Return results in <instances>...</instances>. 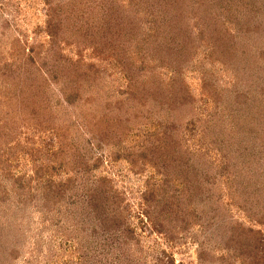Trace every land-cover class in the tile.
Masks as SVG:
<instances>
[{
  "label": "trees",
  "instance_id": "1",
  "mask_svg": "<svg viewBox=\"0 0 264 264\" xmlns=\"http://www.w3.org/2000/svg\"><path fill=\"white\" fill-rule=\"evenodd\" d=\"M69 1L71 10L62 13L48 4L45 32L49 50L64 39L61 37L65 18L70 20L69 36L74 37L73 43L92 48L95 57L103 61L111 60L124 74L127 87L121 94L125 96L123 101L127 104L125 116L122 118L111 112L106 120L107 127L121 128L122 122L129 126L138 122L130 129L140 137L136 143L137 150L140 149L143 154L139 171L150 166L161 179L159 185L147 181V187L141 195L137 216L140 217L142 230L149 235L157 234L173 245L192 240L197 245L198 264H205L206 261L209 264L218 261L220 264H264L262 231L253 226L246 227L236 219L222 221L226 224L223 231L220 229L221 242L212 247L210 237L218 233V229H211V226L215 224L214 221L218 222V208L215 207V212L210 208L205 210L203 200L207 197L201 191L207 186H213L217 182L216 177L224 175V168L229 164V152L226 151L228 141L219 142L220 155L225 160L220 163L221 171L218 174L214 165L205 160L204 148L201 151L191 150L185 145L180 127L185 121L203 120L196 109L197 99L189 92L184 79L187 71H200L201 91L212 98L215 105L214 112L207 115L201 126L197 125L202 137L211 132L228 134L225 120L215 116L217 108L225 102H228L225 108L230 107L231 103V107L239 111L244 108L237 105L245 103L240 95L234 96L236 92L231 93L235 90L236 82L245 80L249 84H259L264 80V65L259 64L264 59V50L261 49V44H264V0H127L126 3L122 0ZM77 6L79 8L76 11ZM73 10L79 13L78 17L76 13L67 16ZM255 49H260L258 54L254 53ZM27 56V66L23 72L21 67L12 70V65L4 71L5 75L13 79L17 89L27 93L22 95L21 104L38 101L36 94H30L34 91V83L28 82L27 75L34 68L40 74L43 87L50 80L58 79L54 76L58 73V62H55L56 66L44 70L43 64H39L32 54ZM207 63H219L229 69L236 80L234 87L221 88L216 75L202 68ZM63 66L62 79L65 80V86L61 90L64 103L67 106H80L83 98L88 107H78L82 113L79 122L82 119L97 120L99 107L97 111L92 105L101 99L93 83H98L101 78L100 70L96 69L100 65L82 64L78 58L68 59ZM13 72L14 78L11 76ZM161 74H167L168 77L163 78ZM91 78L93 81H89ZM35 88L39 91L41 86ZM41 93L42 90L38 92L39 95ZM230 95L235 99L230 100ZM106 102L110 107L111 101L106 99ZM124 102L117 101L115 108L121 109ZM227 115L229 124L240 119L233 111ZM56 119L51 117L47 123L49 130H54L53 134L63 138L56 154L60 155L61 164L70 156L73 165L64 181H55L47 176L39 182L45 206L40 205L38 208L48 207L47 211L57 209V212L65 208V212L75 214V202L80 201L75 196L77 186L81 178L90 174L91 169L89 160L74 149L71 140L67 141L66 136L61 134L62 128L53 124ZM148 122L155 125L149 127ZM194 127L193 124L192 133ZM231 137L232 133L225 138ZM200 142V147H206L203 140ZM246 146L249 148V145ZM247 151L243 145L240 146V155H249L256 166L264 163V154L261 152H264L263 148ZM249 156L241 158L247 160ZM232 186H229L231 192ZM246 189L247 185L243 183L240 192ZM248 192L244 193L248 198L252 197ZM199 193L204 198L199 197ZM120 195L105 179L98 181L90 190L86 199V225L81 223L82 227L77 228V239L80 240L79 244H74L77 252L81 253L83 259L91 253L90 258L95 264H172V258L160 247L153 251L150 259L141 256L140 252H144L143 238L132 225L128 206L123 204ZM245 212L248 217L260 221L258 214L253 215L250 208H245ZM1 240L5 239H0L2 243ZM216 250L221 251L222 256L215 257L213 253Z\"/></svg>",
  "mask_w": 264,
  "mask_h": 264
},
{
  "label": "rangeland",
  "instance_id": "2",
  "mask_svg": "<svg viewBox=\"0 0 264 264\" xmlns=\"http://www.w3.org/2000/svg\"><path fill=\"white\" fill-rule=\"evenodd\" d=\"M122 1L127 2V0ZM70 3L69 0H0V239H5L1 240L2 243L0 242V264H95L90 258L91 253L85 255L83 259L74 244L80 242L77 239L79 236L77 228L82 227L81 223L86 225L88 193L98 184V181L104 179L109 181L117 193L121 194L123 204L128 206L130 221L143 238L144 252H140L141 256L145 255L150 259L153 251L160 247L165 249L167 255L172 258V264H198L197 245L192 240L187 239L186 242L173 245L157 234L149 235L142 230L140 217L137 216L141 195L147 187V181L159 185L161 179L155 169L150 166L139 171L143 154L140 149L137 150L136 143L140 141V137L134 133L133 129H130L138 122L134 125L131 123L130 126L122 122L121 128L107 127L106 120L113 112L122 118L125 116L127 104L123 101L125 96L121 94V91L127 87L124 74L110 62L111 60L103 61L95 57L92 48L73 43L74 37L69 36L70 20L65 18H63L64 27L61 37L64 39L49 50L48 36L45 32L48 4L62 13L64 10L65 12L67 9L71 10ZM78 8L79 6L76 11ZM74 10L67 16L76 13L78 17L79 13ZM192 21L193 19L190 23ZM261 49L264 50V44H261ZM255 51L254 53L258 54L260 49ZM29 53L39 64H43V69L51 68L52 65L56 66L55 62H58L59 65L56 67L58 73L54 74L58 79L50 80L43 87L40 74L34 68L32 73L27 75H29L28 82L34 83V91L30 94H36L38 101L21 104L22 95L27 93L25 90L23 92L17 89L13 79L5 75L4 71L12 65V70L21 67L23 72L27 66L26 58ZM78 58L81 59L82 64L100 65L96 69L100 70L101 78L98 83H93L98 92L97 96L101 99L92 105L97 111L99 107L98 119L95 121L82 119L79 122L82 114L80 108L88 107L83 98L80 100V106L79 104L67 106L64 103L61 90L65 86V80L62 79L64 77L62 68L65 67L63 64L68 59L77 60ZM259 64L264 65L263 58ZM202 68L209 69L216 75L221 88L227 89L231 85L232 88L234 87L235 77L233 78V74L225 66L219 63L213 65L207 63V66L203 65ZM13 74L15 73L13 72L11 76L14 78ZM161 76L168 77L167 74H161ZM200 78V71H187L184 74L189 92L197 99V112H200V117L203 119H196L194 122L185 121L180 125L184 129V133L181 129L184 143L191 150L201 151V148H204L205 160L214 165V170L218 174L221 171L220 163L225 160L220 155L222 152L218 148L219 142L226 140L230 146L226 149L229 152L227 158L229 164L224 168V175L216 177L217 182L213 186H207L204 191H201V194L207 197L203 200V208L205 207L207 211L210 208L214 212L215 207L218 208V222L214 221L215 224L211 226V229H218V233L214 231L215 234L210 237L212 247H216L221 242L220 229L223 231L226 224L222 221L228 219H236L246 227L253 226L262 231L264 236V163L256 166L249 155L239 154L241 145L246 151L264 149V80H261L259 84H249L245 80L236 82L235 90L231 93L236 92L234 96L240 95L245 103L237 105L244 108L239 111L231 107L233 103L225 108L228 105V102H225L217 108L215 116L225 120L228 134L224 132L219 135L211 132L202 137L197 125L201 126L207 115L214 112L215 105L213 99L201 91ZM56 80L59 81L55 82ZM91 80L92 78L89 79ZM35 86H41V95L38 94L40 90L37 91ZM202 96H206L204 98L206 101L201 99ZM234 96L230 95V100H234ZM86 98H88L87 95ZM106 99L111 101L110 107L107 106ZM117 101H122L126 105L123 103L121 109H116ZM229 111H233L240 119L229 124L230 119L227 115ZM51 117L57 118L53 124L62 128L61 134L66 136L67 141H72L74 149L89 160L90 174L86 176L87 179L81 178V183L77 186L78 191L75 196L79 197L80 201L75 202V214L65 212V208H60L59 212L57 209L47 211L48 207L38 208L40 205L45 206L42 203L43 193H41L39 182L47 176H51L55 181H64L73 165V158L70 156L65 159L67 163L63 162L62 165L60 155L56 154L63 138L53 134V129L49 130L47 123ZM156 120L157 118L155 122ZM216 120L219 121V118ZM152 124L155 125L148 122L149 127ZM193 124L196 127L192 133ZM236 131L239 133L236 134ZM231 133L232 139H227ZM244 134L251 136L247 137ZM201 140L205 142L203 145L206 147H200ZM215 140L218 141L215 142ZM246 145H249V148ZM261 152L264 154L263 151ZM244 156L249 158L245 157L248 159L244 160L241 158ZM227 178L229 179L226 180ZM243 183L247 185L244 192L249 191L250 196L252 194L256 198L253 196L248 198L247 194L240 192ZM232 184L231 192L229 186ZM199 197L203 196L199 193ZM245 208H250L253 215L258 214L260 221L248 217ZM213 254L215 257L222 256L219 250ZM205 264L209 262L206 261ZM213 264L220 263L218 261Z\"/></svg>",
  "mask_w": 264,
  "mask_h": 264
}]
</instances>
